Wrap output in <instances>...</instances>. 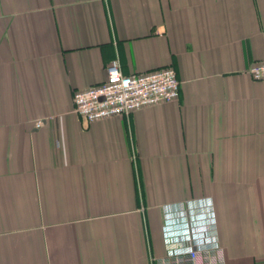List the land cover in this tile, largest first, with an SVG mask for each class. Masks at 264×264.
Listing matches in <instances>:
<instances>
[{
    "label": "crops",
    "instance_id": "0c3cea01",
    "mask_svg": "<svg viewBox=\"0 0 264 264\" xmlns=\"http://www.w3.org/2000/svg\"><path fill=\"white\" fill-rule=\"evenodd\" d=\"M114 59L173 67L179 98L86 121L74 93ZM262 59L264 0H0V264H192L162 207L197 198L201 264H264Z\"/></svg>",
    "mask_w": 264,
    "mask_h": 264
},
{
    "label": "built area",
    "instance_id": "2783aa9c",
    "mask_svg": "<svg viewBox=\"0 0 264 264\" xmlns=\"http://www.w3.org/2000/svg\"><path fill=\"white\" fill-rule=\"evenodd\" d=\"M105 82L74 93V111L88 122L128 114L142 107L170 102L180 96V80L173 67L140 74H124L118 59L110 62ZM254 80H264V59L248 69ZM42 121H37L40 126ZM163 236L169 257H187L201 264L220 249L217 219L210 198L163 205Z\"/></svg>",
    "mask_w": 264,
    "mask_h": 264
}]
</instances>
